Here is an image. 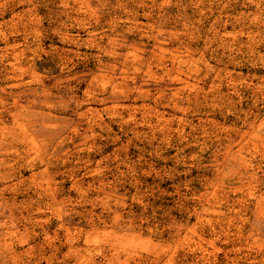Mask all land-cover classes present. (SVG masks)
Masks as SVG:
<instances>
[{"label": "rangeland", "instance_id": "rangeland-1", "mask_svg": "<svg viewBox=\"0 0 264 264\" xmlns=\"http://www.w3.org/2000/svg\"><path fill=\"white\" fill-rule=\"evenodd\" d=\"M0 264H264V0H0Z\"/></svg>", "mask_w": 264, "mask_h": 264}]
</instances>
